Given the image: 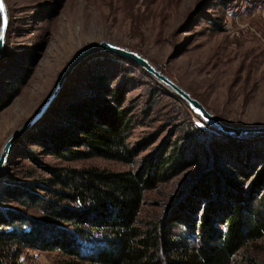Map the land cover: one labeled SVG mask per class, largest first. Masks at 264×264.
Returning <instances> with one entry per match:
<instances>
[{
  "label": "rangeland",
  "instance_id": "rangeland-1",
  "mask_svg": "<svg viewBox=\"0 0 264 264\" xmlns=\"http://www.w3.org/2000/svg\"><path fill=\"white\" fill-rule=\"evenodd\" d=\"M6 3L9 21L0 59V149L7 136L39 108L74 52L100 39L118 42L144 55L222 121L234 125L264 123V0ZM93 64L104 70L110 90H121L120 102L104 97L105 101L112 106L121 103L132 115L131 123H135L126 138L128 148L135 153L129 160L101 156L68 159L41 146L35 135L41 125L62 129V123L70 120L65 104L88 99L84 77ZM77 67L48 114L14 141L0 185L26 186L41 196L39 179L48 175L50 168L137 170L145 163L160 167L168 150L174 149L180 156L175 165L180 170L143 189L136 216L141 226L155 224L193 199V190L206 178H214L208 188L211 197L194 200L196 225L204 210L227 206L221 195L223 184L218 183L226 185L225 177L238 182L228 189L231 191L261 188L258 174L264 167V133L236 138L217 131L138 63L120 55L99 51ZM18 84L15 94L4 93ZM63 202L69 207L74 205L70 200ZM5 207L43 223V230L52 233L50 239L58 236V227L74 233L68 221L52 218L39 206L26 207L0 195V210ZM216 225L223 227L224 223ZM41 230L37 229L38 235ZM45 244L23 245L19 256L6 264H62L71 259L69 248L79 249L71 242ZM245 253L264 261V235L238 250L234 260L242 259Z\"/></svg>",
  "mask_w": 264,
  "mask_h": 264
},
{
  "label": "trees",
  "instance_id": "trees-1",
  "mask_svg": "<svg viewBox=\"0 0 264 264\" xmlns=\"http://www.w3.org/2000/svg\"><path fill=\"white\" fill-rule=\"evenodd\" d=\"M99 68L93 64L86 71L88 99L65 104L70 120L62 123V129L44 125L37 128L35 135L41 140V146L68 159L101 156L129 160L135 154L126 142L135 126L131 123L132 115L121 103L112 106L105 101L110 98L120 102L121 90H110L102 73L104 70ZM19 87L20 84L10 91L5 89L4 93L15 94ZM165 156L162 166L145 163L137 170L53 167L48 175L39 179L43 189L41 196L26 186L0 185L3 198L26 207L39 206L52 218L74 226V233L58 227V236L50 239L52 233L48 235L50 231L43 230V223L27 213L3 208L0 210V264L17 258L23 245L46 243L43 246L47 247L70 242L83 251L69 248L71 259L62 264H264L252 254L245 253L238 261L233 257L238 250L264 235V167L258 174L261 188L255 187L254 191L228 190L232 184H238L230 176L225 177L226 185L219 181L223 184L221 195L228 204L225 209L213 211L215 208L211 206L204 210L197 225L192 215L194 200L199 196L211 197L209 187L214 178H206L193 190V199L160 217L155 224H137L143 189L180 170L175 166L180 156L174 149L168 150ZM216 193H219L218 186ZM64 200L74 205L66 206ZM221 222L224 226L218 227L216 224ZM41 228L40 233L49 243L40 233L38 235L37 229Z\"/></svg>",
  "mask_w": 264,
  "mask_h": 264
},
{
  "label": "water",
  "instance_id": "water-1",
  "mask_svg": "<svg viewBox=\"0 0 264 264\" xmlns=\"http://www.w3.org/2000/svg\"><path fill=\"white\" fill-rule=\"evenodd\" d=\"M3 3L4 11L0 12V25H2L3 23V15L5 13L9 21L6 0H3ZM6 30L7 27H0V36H2V39H0V59L2 58L3 50L5 47ZM99 51H108L138 63L144 70L149 72L158 82H160L167 89L171 90L181 99H183L187 103V105L192 109V111L197 116H199L206 124L212 125L216 129L222 130L223 132L234 136H242L254 132H264V123L253 125H234L222 121L219 117L213 115L210 111H208V109L197 98L192 96L190 92H188L185 88H183L180 84H178L167 74L160 71L144 55H142L136 50L123 46V44H120L118 42L107 39H100L98 41L85 44V46L81 47L76 52H74V54L70 57L63 69L58 74L54 85L52 86L50 92L47 94L46 98L41 103L39 108L23 124L13 130L7 136L0 149V174H2L5 169V163L9 157L8 155L14 141L19 136H21L26 130L31 128L33 124L41 118L42 114L47 110L49 105L53 103L58 91L62 88L69 75L75 70V68L80 64V62L89 55Z\"/></svg>",
  "mask_w": 264,
  "mask_h": 264
},
{
  "label": "bare ground",
  "instance_id": "bare-ground-1",
  "mask_svg": "<svg viewBox=\"0 0 264 264\" xmlns=\"http://www.w3.org/2000/svg\"><path fill=\"white\" fill-rule=\"evenodd\" d=\"M77 68H78V67H77ZM75 71H76V70H74V71L69 75L68 79H69V78L75 73ZM68 79H67V80H68ZM67 80H66V81H67ZM66 84H67V82H65L64 85L62 86V88L58 91V93H57V95H56V97H55L53 103L49 105V107L47 108V110L42 114L41 118H44V117L48 114L49 110L53 107V105L56 103L57 99L60 97L61 91L64 89V87L66 86ZM41 118H40L36 123H38V122L41 120ZM36 123H34L33 125H35ZM215 129H216V128H215ZM216 130L221 131L222 133L227 134V135H229V136H234V135H231V134L225 133V132H223L222 130H219V129H216ZM263 133H264V132H263ZM252 135H259V132H254V133L245 134V135H242V136H235V137H236V138H246V137H249V136H252ZM13 144H14V143H13ZM13 144H12V146H13ZM10 153H11V152H9V155H10ZM9 155H8V156H9ZM7 160H8V159H7ZM6 166H7V163H5V167H6ZM0 176H1V174H0ZM0 178H1V177H0Z\"/></svg>",
  "mask_w": 264,
  "mask_h": 264
},
{
  "label": "snow or ice",
  "instance_id": "snow-or-ice-1",
  "mask_svg": "<svg viewBox=\"0 0 264 264\" xmlns=\"http://www.w3.org/2000/svg\"><path fill=\"white\" fill-rule=\"evenodd\" d=\"M4 11V3L3 0H0V12ZM8 23L7 15L6 13L3 15V23L0 25L2 28H6ZM0 39H2V36H0Z\"/></svg>",
  "mask_w": 264,
  "mask_h": 264
}]
</instances>
